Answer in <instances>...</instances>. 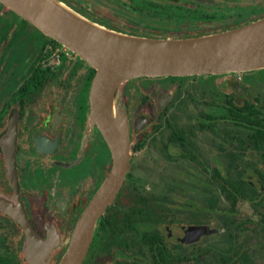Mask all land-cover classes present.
I'll return each mask as SVG.
<instances>
[{
	"label": "flooded vegetation",
	"instance_id": "af4514ba",
	"mask_svg": "<svg viewBox=\"0 0 264 264\" xmlns=\"http://www.w3.org/2000/svg\"><path fill=\"white\" fill-rule=\"evenodd\" d=\"M58 1L124 34L264 17V0ZM252 72L120 87L129 167L81 264H264V76ZM96 73L0 4V264H59L106 180L111 153L90 124Z\"/></svg>",
	"mask_w": 264,
	"mask_h": 264
},
{
	"label": "water",
	"instance_id": "95a60500",
	"mask_svg": "<svg viewBox=\"0 0 264 264\" xmlns=\"http://www.w3.org/2000/svg\"><path fill=\"white\" fill-rule=\"evenodd\" d=\"M7 9L62 43L97 71L90 92L91 125L102 133L111 170L79 218L59 264H81L97 221L115 200L130 161L126 111L116 93L137 78L228 75L264 69V17L225 30L182 37L124 34L97 26L58 0H0Z\"/></svg>",
	"mask_w": 264,
	"mask_h": 264
},
{
	"label": "rangeland",
	"instance_id": "374dc122",
	"mask_svg": "<svg viewBox=\"0 0 264 264\" xmlns=\"http://www.w3.org/2000/svg\"><path fill=\"white\" fill-rule=\"evenodd\" d=\"M102 13H105L107 16L115 19V21L119 22V23H122L124 25H127L128 27L130 28H134L135 30H140V31H149V32H152L151 30H148V28L146 27H143L141 25H138L136 23H132L130 22L126 17L122 16V15H116V14H113V13H109V12H104L102 11ZM224 26V25H223ZM229 26V25H228ZM228 26H224L222 28H220V30H225L228 28ZM103 27V26H102ZM231 27V26H230ZM106 28V27H104ZM207 29V28H206ZM217 30H210L209 32H215ZM204 33H207V32H204ZM194 35V33H190V32H186V33H182L180 34V36H184V37H187V36H192ZM251 76L253 77H260V76H264V70L263 71H254L250 74Z\"/></svg>",
	"mask_w": 264,
	"mask_h": 264
}]
</instances>
